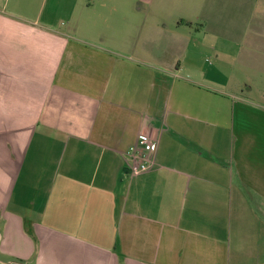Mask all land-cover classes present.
Returning a JSON list of instances; mask_svg holds the SVG:
<instances>
[{"label": "crops", "instance_id": "0c3cea01", "mask_svg": "<svg viewBox=\"0 0 264 264\" xmlns=\"http://www.w3.org/2000/svg\"><path fill=\"white\" fill-rule=\"evenodd\" d=\"M182 1L0 0V248L12 262L264 264V103L215 46L216 67L200 68L204 28L188 18L196 0ZM237 1L251 14L230 59L264 73V0ZM140 134L155 164L132 175Z\"/></svg>", "mask_w": 264, "mask_h": 264}, {"label": "rangeland", "instance_id": "374dc122", "mask_svg": "<svg viewBox=\"0 0 264 264\" xmlns=\"http://www.w3.org/2000/svg\"><path fill=\"white\" fill-rule=\"evenodd\" d=\"M135 2L132 1V8L137 6ZM237 2V0H196V8L188 18L195 22L197 29H202V26L204 28L199 34L194 35L193 39L196 46L206 52L204 61L200 62V68L213 70L216 67V62L219 61L215 58L214 53H207L208 45L215 46L218 51L221 50L223 55L229 57L226 63H228V74L233 77L231 78L232 82H244L242 88L244 96L264 103V73L252 68L251 65L243 64L240 61L235 63L230 59V56L234 58L239 55L237 43L246 41V38L242 37L241 26L247 22V18L251 14L250 9L247 10L245 6H237ZM179 3L181 4L183 1L179 0ZM200 3L205 4L206 11L204 13H199L200 9L197 5ZM249 39H253L251 32H249ZM246 42L244 47L247 46ZM249 85H251V89L248 87ZM12 261L14 258L2 254L0 248V264H17Z\"/></svg>", "mask_w": 264, "mask_h": 264}, {"label": "built area", "instance_id": "2783aa9c", "mask_svg": "<svg viewBox=\"0 0 264 264\" xmlns=\"http://www.w3.org/2000/svg\"><path fill=\"white\" fill-rule=\"evenodd\" d=\"M157 145L149 136L140 134L134 145L125 152V163L132 175L151 170L155 164Z\"/></svg>", "mask_w": 264, "mask_h": 264}]
</instances>
